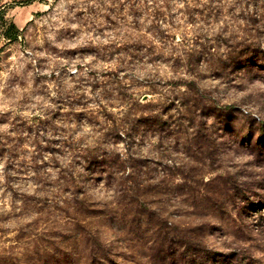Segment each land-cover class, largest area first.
Masks as SVG:
<instances>
[{
	"label": "rangeland",
	"instance_id": "374dc122",
	"mask_svg": "<svg viewBox=\"0 0 264 264\" xmlns=\"http://www.w3.org/2000/svg\"><path fill=\"white\" fill-rule=\"evenodd\" d=\"M0 106V264H264V0H0Z\"/></svg>",
	"mask_w": 264,
	"mask_h": 264
},
{
	"label": "clouds",
	"instance_id": "9594fccd",
	"mask_svg": "<svg viewBox=\"0 0 264 264\" xmlns=\"http://www.w3.org/2000/svg\"><path fill=\"white\" fill-rule=\"evenodd\" d=\"M71 47H75V45H70ZM5 109L2 107V106H0V111H4Z\"/></svg>",
	"mask_w": 264,
	"mask_h": 264
}]
</instances>
